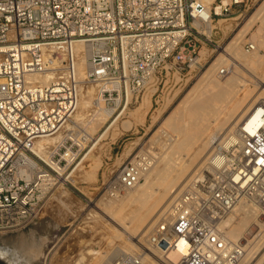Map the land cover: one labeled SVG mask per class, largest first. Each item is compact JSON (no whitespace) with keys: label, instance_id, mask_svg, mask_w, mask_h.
<instances>
[{"label":"built area","instance_id":"obj_1","mask_svg":"<svg viewBox=\"0 0 264 264\" xmlns=\"http://www.w3.org/2000/svg\"><path fill=\"white\" fill-rule=\"evenodd\" d=\"M248 1L214 0L207 12L200 0H0V233L40 216L58 178L90 141L74 121L85 84L97 85L107 104L127 105L158 74L189 68L197 45L214 44L213 27L207 33L204 26L233 9L242 12ZM227 72V66L219 70ZM234 134L171 201L147 246L111 264L242 261L243 237L227 232L239 204L256 207L264 221V102ZM46 138L57 142L40 147ZM152 163L150 156L123 163L108 189L135 187Z\"/></svg>","mask_w":264,"mask_h":264},{"label":"rangeland","instance_id":"obj_2","mask_svg":"<svg viewBox=\"0 0 264 264\" xmlns=\"http://www.w3.org/2000/svg\"><path fill=\"white\" fill-rule=\"evenodd\" d=\"M263 5L264 0H249L242 12H236L233 9V14L218 19H222L220 23L215 20L212 24L211 35L214 44L201 42L197 45L193 56L195 61L189 68L182 72L170 70L166 75L158 74V78L155 77L151 84L140 94L135 95L127 105L122 101L113 116L92 132L90 141L80 152L78 158L58 178L56 190L47 201L40 216L23 229L0 233L2 262L5 264H94L97 255L88 254V250L98 251L108 246H113L112 248L117 245L122 246L123 243L119 241L114 240L108 245L107 241L103 240L106 234L113 231V224L109 223L108 218L110 215L115 220H119L120 213L124 215L127 212L124 213L123 210L137 206V201L128 199L119 202V198H115L116 195L121 196L129 189L113 194L106 184L115 177L123 163L138 156H152V159H156L157 151L161 150L160 144L165 141L162 131L169 134L174 132L166 125L168 121L166 122L165 119L171 120V117H177L179 114L186 121L188 120V104H191L190 101L201 89L200 77L209 67H212L211 71H215L218 67L227 66L228 72L223 75L219 74L223 79L233 71L236 73L237 70L243 75L234 73L237 77L249 80L246 69L243 67L241 70L240 59L232 52L230 53L231 49L227 48V45L238 37L237 51L242 52L247 51L246 45L253 44L254 39L259 40L258 42L262 41L257 56L264 58V20L252 25L248 24L249 18ZM230 58L235 59L236 62ZM232 61L241 65L234 66ZM252 85L255 86L251 83L250 88H254ZM148 95L151 97L152 105L148 112L142 115L144 98ZM181 110L183 113H179ZM126 122H129L127 128L125 127ZM106 129L108 131L105 133ZM96 159L100 161L96 177L86 181L85 175L89 170V165ZM138 190V187L130 188L133 194ZM109 197L115 199L116 204L112 208L116 207V210L111 207L104 210L102 204ZM129 204L131 206L128 207ZM104 211H107L105 213L108 215ZM23 237L32 242L40 252L38 256L26 253L19 246V241ZM135 242L136 240L132 239V243ZM130 246L135 248L134 245Z\"/></svg>","mask_w":264,"mask_h":264},{"label":"bare ground","instance_id":"obj_3","mask_svg":"<svg viewBox=\"0 0 264 264\" xmlns=\"http://www.w3.org/2000/svg\"><path fill=\"white\" fill-rule=\"evenodd\" d=\"M200 1L206 6L207 12H209L211 3L214 0ZM216 10L218 11L219 8L217 7ZM263 20L264 5L249 18L248 24L252 25ZM221 21L222 19L218 20V23ZM212 24L207 23L203 29L209 33L213 27ZM237 39L238 37L231 40L227 48L231 49L230 53L232 52L233 55L240 59L242 63L241 70H243V67L246 69L245 71H247L249 80L241 79V76H243L241 73V78L237 77L235 75L238 73L237 70L236 73L233 71L223 79L219 75L220 67L216 68L217 71H211L212 67H209L210 69L208 68L201 75L200 81L202 82V87L201 89L199 88L200 90L194 99L191 98L193 99L190 101L191 104H188V120L186 121L179 114L177 117H171V120L169 118L165 119L166 122L168 121L166 125L174 132L173 134H169L166 131H162L165 141L160 144L161 150L157 151L156 159H153L151 166L144 172V181L139 182L135 186L139 188L138 192L133 194V189H131L132 191L129 189V191L122 193L121 196L116 195L115 197L119 198V202L128 199L130 201L135 200L137 201V206L129 210L127 209L128 211L123 210L122 212L127 213L124 215L120 213L121 216H118L119 220H115L110 215L108 218V214L105 213L107 211H104L107 214L106 217L110 219V222H108L113 224V231L108 232L109 234H106L103 240L107 241L108 245L114 240L123 244H121L122 246L117 245L114 248H112L113 246H108L98 251L88 250V254L97 255V258L93 262L94 264H111L116 256L123 253H136L140 247L147 246L148 232L156 221L166 213L171 201L180 195L192 178L206 167L215 149L225 142L226 139L235 138V130L242 121H245L256 110L258 103L264 102V58L257 56L258 48L262 44V41L258 42L259 40L254 39L252 41L254 49L251 52L245 50L239 52L237 51ZM78 49H81L80 45ZM230 59L236 62L235 59ZM235 62L232 65L238 66L240 64L238 62L236 64ZM84 66L85 62L82 59L78 66L81 78H84ZM198 83L200 84L199 81ZM251 83L255 85H252L254 88H250ZM152 91L149 92L151 95ZM97 95V85H92L89 82L85 84L77 113L74 116V121L77 125H82L86 128L89 138H91L92 132L101 123H105V121L113 116L116 108L120 105L119 99L111 104H107ZM149 95L144 98L142 115L146 114L152 105ZM127 126H129V122L125 123L126 128ZM108 129H106L105 133ZM56 142V138H46L41 140L39 145L40 147L46 144L55 145ZM99 167L100 161L96 159L89 165L85 180H91V178L96 177L95 175ZM115 204V199L109 197L108 200L103 202L102 206L106 210L109 207L112 208ZM116 206L118 207V205ZM129 206L131 205L129 204ZM115 208L112 209L114 210ZM256 210L257 208L254 206L239 204L237 221L227 232L229 238L237 239L243 237L246 243V255L239 264H264V221L258 220ZM252 225L256 227L251 231L250 226ZM132 239L136 240L134 244L132 243ZM19 242V246L26 253L35 257L40 254L32 242L27 241L24 237ZM130 245H134L135 248H132ZM146 258L149 259L148 257ZM170 258L175 261L174 254H170Z\"/></svg>","mask_w":264,"mask_h":264},{"label":"water","instance_id":"obj_4","mask_svg":"<svg viewBox=\"0 0 264 264\" xmlns=\"http://www.w3.org/2000/svg\"><path fill=\"white\" fill-rule=\"evenodd\" d=\"M161 245H162L163 247L165 246V244H164V243H162ZM1 259H3V258H1Z\"/></svg>","mask_w":264,"mask_h":264},{"label":"trees","instance_id":"obj_5","mask_svg":"<svg viewBox=\"0 0 264 264\" xmlns=\"http://www.w3.org/2000/svg\"><path fill=\"white\" fill-rule=\"evenodd\" d=\"M0 264H5V263H3L2 261H0Z\"/></svg>","mask_w":264,"mask_h":264},{"label":"flooded vegetation","instance_id":"obj_6","mask_svg":"<svg viewBox=\"0 0 264 264\" xmlns=\"http://www.w3.org/2000/svg\"><path fill=\"white\" fill-rule=\"evenodd\" d=\"M0 260L2 261L3 259H1V257H0Z\"/></svg>","mask_w":264,"mask_h":264}]
</instances>
